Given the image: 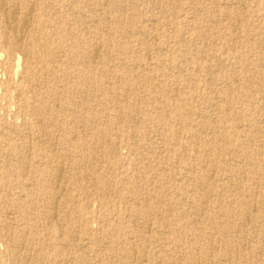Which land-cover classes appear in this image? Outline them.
Instances as JSON below:
<instances>
[{
  "label": "rangeland",
  "instance_id": "1",
  "mask_svg": "<svg viewBox=\"0 0 264 264\" xmlns=\"http://www.w3.org/2000/svg\"><path fill=\"white\" fill-rule=\"evenodd\" d=\"M0 264H264V0H0Z\"/></svg>",
  "mask_w": 264,
  "mask_h": 264
},
{
  "label": "bare ground",
  "instance_id": "2",
  "mask_svg": "<svg viewBox=\"0 0 264 264\" xmlns=\"http://www.w3.org/2000/svg\"><path fill=\"white\" fill-rule=\"evenodd\" d=\"M2 4V3H1ZM2 6H3V4H2ZM12 12V11H11ZM10 14V13H9ZM5 17V16H4ZM6 20V19H5ZM27 21V20H26ZM23 22V21H22ZM6 23H7V21H6ZM10 25V24H9ZM27 25V24H26ZM10 27V26H9ZM29 27H30V25H29ZM16 31V30H15ZM21 32V31H20ZM21 36V35H20ZM15 44V43H14ZM96 50V49H95ZM93 51V50H92ZM50 53H46L45 54V58L47 59V58H49V55ZM96 56V55H95ZM46 59H44V60H46ZM94 60V59H93ZM254 133V132H253ZM30 138V137H29ZM61 167V166H60ZM242 167V166H241ZM59 169V168H58ZM233 171V170H232ZM243 175V174H242ZM55 176V175H54ZM58 181V180H57ZM142 191V190H141ZM56 193V192H55ZM143 193V192H142ZM124 198V197H123ZM133 198V197H132ZM56 205V204H55ZM147 207V206H146ZM75 208H76V206H75ZM132 209H134V208H132ZM170 211V210H169ZM148 214V213H147ZM258 219V218H257ZM251 221V220H250ZM248 222V221H247ZM240 225V224H239ZM7 229V228H6ZM63 233V232H62ZM165 246V245H164ZM13 248V247H12ZM234 249V248H233ZM132 250H134V249H132ZM17 254V253H16ZM112 258V257H111ZM114 259V258H113Z\"/></svg>",
  "mask_w": 264,
  "mask_h": 264
}]
</instances>
